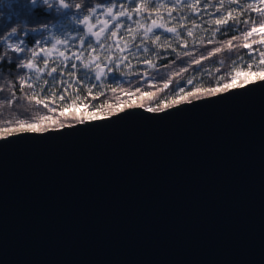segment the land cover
<instances>
[{
  "label": "water",
  "instance_id": "95a60500",
  "mask_svg": "<svg viewBox=\"0 0 264 264\" xmlns=\"http://www.w3.org/2000/svg\"><path fill=\"white\" fill-rule=\"evenodd\" d=\"M0 264H264V80L0 139Z\"/></svg>",
  "mask_w": 264,
  "mask_h": 264
},
{
  "label": "trees",
  "instance_id": "16d2710c",
  "mask_svg": "<svg viewBox=\"0 0 264 264\" xmlns=\"http://www.w3.org/2000/svg\"><path fill=\"white\" fill-rule=\"evenodd\" d=\"M69 3H80L81 0H67ZM125 3L129 7L132 6L131 0H83L86 7H92L96 4L104 6L106 3ZM139 2V0H137ZM156 2V0H154ZM162 3V2H161ZM254 5V7L264 8V4L261 0H236V2H230V0H173L168 6L159 9V15L155 11L152 12V18L160 20L166 27H175L180 33L179 39L173 33L160 32L152 33L149 37L154 38L159 36L160 40L155 44L152 43V39H145L142 35H136L133 40L132 36L136 32L129 33L126 23H123V28L118 31V39L120 38L122 43L131 45L130 48L122 52L120 56H127V61L121 64L120 70H113L108 72V68L112 65H104L105 72H108L107 76L103 77L101 81L97 82L94 80H84L83 73L87 71L80 66L79 61L69 60L67 61L68 68H64L63 71L67 73L71 68L72 63L77 64V69L73 70L77 72V78L82 81L81 85H77L76 80L71 79L68 75L60 76L53 74L58 81H68L72 87L68 88L67 84L55 83L53 84V77L47 76V71L50 67L59 66V61L63 59L59 55L51 54V45L55 43V38L66 40L67 36L78 35L79 27L73 23L74 15H82L84 10L78 12L73 8L68 12L67 16L63 13H53L52 15L45 16L44 13H40L35 17H13L11 16V8L6 6V0L4 4H0V27H5L6 31L0 35L2 40L3 35H7V31L11 30V27H16L18 35L22 34L24 30L28 31V35L23 38L27 41L24 45L25 48L40 47L45 48L49 59V66L45 68L43 64L44 55L41 54L39 58L33 61V68H21L19 64L21 60L26 61L31 55L30 53H15L8 49L6 44H0V128L14 127L17 120H25L31 122L32 118H35L37 113L43 115L47 112L46 109L37 108L34 103H29L28 97L31 96L32 92L39 93L40 97H44L49 92H55L57 97L60 94L65 96V100L61 102L58 98L56 105L62 109L65 113L64 116L58 118L57 123L64 124H78V122L71 118L73 115H98L99 117L109 116V109L106 107L108 102H112L113 105L120 103L126 97H120L119 91L113 93L108 88L117 87L119 84L123 89L135 90L140 88L141 91H148L156 93L154 103L166 97L171 96L179 87H184L185 91H190L193 86L198 88L212 87L216 83V78L220 75H225L227 72L233 70V62H236V71L241 72L240 79L243 80L244 76L247 75L249 79L254 76L264 75V65H259V52L264 51V45L258 43L259 40L264 38V32L259 30V22L261 20L260 15L255 10H249L248 5ZM188 5H194V8L188 7ZM98 8L97 10H100ZM68 11V10H64ZM232 12V18L229 19L228 23L223 26H218L214 23L216 19L226 16L228 12ZM171 12V16H169ZM147 13L141 15L142 19H145ZM239 21V22H236ZM244 21H248L247 24ZM146 22H151L146 20ZM253 22L257 25V33H253V36L248 38V42L251 43L253 40L257 43L253 44V49L243 48L241 45L245 42L242 33L249 29L253 25ZM44 25H48L47 29H44ZM110 26V24H109ZM219 27V31L216 29ZM33 29L37 31H33ZM191 29L192 35L188 36V30ZM110 30V28H109ZM215 32V35L213 33ZM67 36L65 37V35ZM106 33L102 34L101 39H104ZM65 37V38H64ZM88 42L90 41L93 45L95 38L87 35ZM233 40V44L236 45L235 49L231 52L222 51L208 59L201 61L199 65L191 63L195 59H199L202 56H207L208 52L212 51L216 47L223 46L227 49L226 41L229 39ZM15 39V38H14ZM34 40H41V45H34ZM212 40V43H208ZM147 44L148 52L143 51V44ZM74 42V43H73ZM85 56H87V45ZM8 43H11L9 41ZM74 45L75 41H71ZM70 43V45H71ZM106 44H112L113 58L118 55L115 50L116 42L114 39L105 41ZM72 44V45H73ZM187 47H184V45ZM171 45V47H169ZM173 48L176 51H173ZM73 51L78 53L81 51L79 46H74L71 50H67L65 55L72 56ZM101 50V55H103ZM185 52H191V56L183 55ZM179 53V56L177 55ZM250 56L252 57L250 59ZM145 59L151 60L155 63L156 68H150L148 64L143 63ZM223 61V64H221ZM127 65V66H125ZM248 65H252L251 68ZM167 66V67H165ZM181 68H187L188 71L182 73L180 76L174 74ZM220 69L219 72L216 69ZM40 69L41 71H37ZM121 72H131V75L123 76ZM136 73H139L137 75ZM147 73V75H144ZM173 75V83L168 89H164L161 92H157V89L162 88L163 81L170 75ZM235 74V72H233ZM20 76H25L28 79V83L33 85V88L29 89L24 86L21 90ZM39 77L37 79L36 77ZM189 78H194L193 85H188L186 81ZM47 80L49 83L44 84ZM178 81V83H177ZM151 82V84L149 83ZM103 84L104 95L99 96L98 99H93L91 96H87V91L83 87V84ZM41 88L44 89L41 92ZM67 88V92H65ZM79 88V95L77 96V89ZM99 89H93L96 93ZM12 93L15 94L14 104L11 107L5 106V97H10ZM87 96V99H84ZM201 97H208L202 95ZM138 102V95L135 98ZM193 100V99H192ZM132 101H129L131 103ZM77 104V107H71V104ZM147 103V100H145ZM53 105V106H56ZM105 105V107H100ZM90 106V107H89ZM97 108L98 112L93 113L92 109ZM127 109V108H125ZM9 122V123H6ZM86 122V121H85ZM67 127V126H65ZM55 129H60L59 127ZM50 129V130H55ZM45 132V131H44ZM17 133L24 132H10L0 133V135H14ZM40 133V132H39Z\"/></svg>",
  "mask_w": 264,
  "mask_h": 264
},
{
  "label": "snow or ice",
  "instance_id": "6c2138e0",
  "mask_svg": "<svg viewBox=\"0 0 264 264\" xmlns=\"http://www.w3.org/2000/svg\"><path fill=\"white\" fill-rule=\"evenodd\" d=\"M230 2H236V0H230ZM5 0H0V4H4ZM132 6L129 7L125 3H106L104 6L100 4H96L92 7H86L83 3V0H81L80 3H69L67 0H6V6L11 8V16L13 17H35L39 15L41 12L44 13L45 16L52 15L53 13H63L64 16H67L68 12H70L73 8H75L78 12L81 10H84L82 15L75 16L73 18V23L76 25H80L85 30L86 35H90L95 38L96 44L93 46V44L89 41L87 45V56H85V51L81 50L78 54L73 53L72 56H67L63 51L59 53V57H62L59 61V66H53L50 67V70L47 71V76L53 77V84L55 83H61V84H67L68 88H71L72 85L68 81H58L56 80L55 76L53 74H58L60 76H64L65 74L68 75L71 79L76 80L77 85H81L82 81L77 78V72L73 71L77 69V64L72 63L71 68L67 73L63 71L64 68H68L67 61L73 60V61H79L80 66L83 69H86L83 73L84 80H94V81H101L103 77L107 76L108 72H112L113 70L119 71L121 64H124L125 61H127V56H115L113 58V52H112V44H106L105 41L112 40L114 37H117L118 32L115 29H118L121 27L120 24H112L111 29L109 30V20H118L120 17H125L128 20H132L133 14L136 16H141L144 13H147V16L145 17L146 20H150V23H141L140 20L135 21V28L136 30L142 29V35L145 39H152V43L155 44L157 41L160 40V37L157 35L154 38L149 37V33H152L154 29L156 28H163L165 31L173 33L177 39L180 37V33L177 31L175 27H166L164 23H158L157 19L152 18V12L155 11L157 13V16L159 15V9L162 7H165L163 3L160 2V0H131ZM261 3L264 4V0H261ZM102 7V12L100 15H97V9ZM190 8H194V5H188ZM247 8L249 10H255L261 17V20L259 22V30L261 32H264V8L261 7H254V5H248ZM64 10H68L67 12ZM106 16L107 19L101 20L100 16ZM169 16H171V12H169ZM232 18V12L229 11L226 16H223L219 19H216L214 23L218 26H223L228 23L229 19ZM94 21V22H93ZM239 22V21H236ZM245 24L248 23V21H244ZM44 29H47L48 25L43 26ZM6 31L5 27H0V35H2ZM18 29L16 27H11L10 31H7V35L2 36V40H0V44H6L8 49H10L12 52L15 53H30L31 55L27 58L26 61L21 60V63L19 64V67L21 68H27L32 69L33 68V61L40 57L41 54L44 55L43 64L45 68L49 66V59L47 56V51L45 48L40 47L37 49L36 47L32 48H25L24 45L27 43V41L23 38L24 36L28 35V31L24 30L22 34L18 35ZM33 31H37L33 29ZM216 31H219V27L216 29ZM128 32L131 34L134 32V29L129 27ZM108 33L106 36H104V39L102 40V34ZM253 33H257V25L255 22H253V25L249 27L248 30L242 33L244 43L241 45L245 49H249L251 51H255L253 49V44L257 43V41L253 40L251 43L248 42V38L253 36ZM188 36L192 35L191 29L188 30ZM258 34V33H257ZM136 35H140L139 31H136V34L132 36V39L134 40L136 38ZM215 35V32L213 33ZM15 38V39H14ZM236 37H233L232 39H229L226 41L227 49H225L223 46L216 47L212 51L208 52L207 56H202L199 59L193 60L191 63L199 65L202 60L208 59L218 53H221L222 51H228L231 52L235 49L236 45L233 44V40H235ZM11 41V43H8ZM81 41L83 42V36H81ZM212 40H209L208 43H212ZM66 41L61 40L59 38H55V43L51 45L52 49H55L57 45L59 44H65ZM261 45H264V38L258 41ZM34 45H41V40H34ZM143 44V51L148 52L147 44L142 41ZM81 47H83V43L81 44ZM117 47L119 48V51L122 53L125 51V49L128 47L127 44H124L123 46L117 44ZM171 47V45H169ZM184 47H187L185 44ZM101 50L103 51V55H101ZM173 51H176L175 48H173ZM179 56V53H177ZM183 55L185 56H191V52H185ZM252 57L250 56V59ZM259 66L264 65V51L259 52ZM143 63L148 64L150 68L155 69L156 65L151 60L145 59L142 61ZM110 64L112 67L108 68V72H105L104 65ZM221 64H223V61H221ZM236 62H233V70L227 72L225 75H220L216 78V83L212 87H206V88H198L196 86H193V88L190 91H185L184 87H179L171 96H166L162 98L159 103H154V100L156 98V93L148 92V91H141L140 88H136L133 90H125L123 87H121L119 84L117 87L114 88H108L109 91L113 93H117L119 91L120 97H126V99H123L120 103H116L113 105L112 102H108L106 104V107L110 110L109 116L118 114L119 112H122L125 110V108H133L138 107L145 109L147 112H155V111H164L165 109L169 107L176 106L180 103H191L192 99H199L202 95L204 96H213L218 93L227 92L233 88H244L250 83H254V80H251L248 78L247 75L244 76L243 80L240 79L241 72L236 71ZM127 66V65H125ZM167 67V66H165ZM249 68L252 67V65H248ZM37 71H41L40 69H37ZM187 68H181L178 72H176L175 76H180L182 73L187 72ZM217 72L220 71V69H216ZM235 72V74H233ZM131 72H121V75L128 76L131 75ZM139 75V73H136ZM144 75H147L145 73ZM39 79V77H36ZM260 80H264V75H260L258 77ZM28 79L25 76H20V85L21 90H23L24 86L31 89L33 88V85L31 83H28ZM194 78H189L186 83L188 85H193ZM49 82L47 80L44 81V84L47 85ZM151 84V82H149ZM173 83V75L170 74L164 81L163 86L160 89H157V92H161L164 89H168L169 86ZM178 83V81H177ZM83 87L87 91V96H91L93 99H98L99 96L104 95V88L105 85L103 84H83ZM93 89H99L96 93L93 92ZM41 92L44 91L43 88L40 89ZM0 91H3V89H0ZM65 92H67V88H65ZM79 95V88L77 89V96ZM138 95V102L135 99ZM87 96L84 99H87ZM14 97L15 94L12 93L11 98L5 97V106L11 107L14 104ZM57 98L63 102L65 100V96L63 94H60L58 97L55 92H49L48 95L44 97H40L39 93L33 91L31 96L28 97L29 103H34L37 108H43L46 109L47 112L43 115H40L37 113L35 118L31 119V122H27L25 120H17L15 122L14 127H5L0 128V133L6 134L10 132H44L48 131L50 129H55L57 127L63 128L65 126L72 127V124H64V123H57L58 118L61 116H64L65 113L62 109L59 108V105H56ZM145 100H147V103H145ZM129 101H132L129 103ZM56 105V106H53ZM71 107L75 108L77 107V104H71ZM90 107V106H89ZM100 107H105V105H101ZM93 113L98 112L97 108L92 109ZM71 118L75 119L78 123H84L85 121H92L96 120L99 117L98 115H73ZM6 123H9L6 121ZM0 139H7V135H0Z\"/></svg>",
  "mask_w": 264,
  "mask_h": 264
},
{
  "label": "rangeland",
  "instance_id": "374dc122",
  "mask_svg": "<svg viewBox=\"0 0 264 264\" xmlns=\"http://www.w3.org/2000/svg\"><path fill=\"white\" fill-rule=\"evenodd\" d=\"M160 2H162L164 5H169L170 3H172L173 2V0H160ZM101 12H102V9H100V10H97V15H100L101 14ZM100 18H101V20H104V19H107V17L106 16H100ZM136 20H140L141 21V23H145V24H147V23H150V22H146V19H142L141 18V16H136L135 14H133V18H132V20H128L127 18H125V17H120L118 20H109V24H110V31L111 30H113V29H111V25L112 24H120L121 25V27H119L118 29H115L117 32L119 31L120 32V30H122V28L124 27L123 26V23H126V25H127V27H131V28H133L134 29V32H136V31H139V33L142 35V32H143V30L142 29H139V30H136V28H135V21ZM94 22V21H93ZM157 22L158 23H161L160 22V20H157ZM78 27H79V33H78V35L79 36H83V42L81 41V37H78L77 35H73V36H67V34L65 35V37L67 36V38H66V43L65 44H59V45H57V47L55 48V49H52L51 50V54L52 55H59V53L61 52V51H63L64 53H66V51L67 50H71L74 46H79V48L81 49V50H85L86 49V46H84L85 45V43L86 42H88V37H87V35L85 34V30L83 29V27L82 26H80V25H78ZM160 32H165V30L163 29V28H156V29H154L153 30V32L152 33H160ZM152 33H149V35L150 34H152ZM108 33H106L105 34V36L107 35ZM118 36L119 35H117V37H114L113 39L115 40V42L117 43V44H119V45H121V46H123L124 44H126V43H122L121 42V40H120V38L118 39ZM64 37V38H65ZM142 37H143V35H142ZM71 41H75V45L73 44V43H71ZM70 43H71V45H70ZM83 43V47H81V44ZM73 44V45H72ZM95 44H96V41L94 42V45L93 46H95ZM117 44H116V46H115V50L118 52V55L120 56L121 54H123V53H121L120 51H119V48L117 47ZM131 47V45H128V47L125 49V50H127L128 48H130ZM73 52H75V53H77L78 54V52L77 51H73ZM107 64H105V66H106ZM259 76H254V77H252L251 78V80H254V81H259L260 79L258 78ZM219 94V93H218ZM208 97H210V96H208ZM202 98H206V97H201V98H199V99H202ZM196 100H198V99H193L192 101H196ZM180 104H182V103H180ZM180 104H178V105H180ZM178 105H176V106H178ZM174 107V106H173ZM133 108H138V107H133ZM170 108V107H169ZM127 109H131V108H127ZM127 109H125V110H127ZM155 112H158V111H155ZM104 117H109V116H104ZM104 117H101V118H104ZM99 119V118H98Z\"/></svg>",
  "mask_w": 264,
  "mask_h": 264
}]
</instances>
